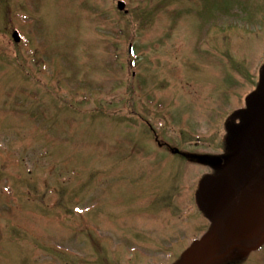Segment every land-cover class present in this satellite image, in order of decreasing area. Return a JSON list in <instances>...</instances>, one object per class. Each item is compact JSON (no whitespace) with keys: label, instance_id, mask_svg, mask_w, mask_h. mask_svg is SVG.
Returning a JSON list of instances; mask_svg holds the SVG:
<instances>
[{"label":"rangeland","instance_id":"obj_1","mask_svg":"<svg viewBox=\"0 0 264 264\" xmlns=\"http://www.w3.org/2000/svg\"><path fill=\"white\" fill-rule=\"evenodd\" d=\"M117 1L0 0V264H173L219 227L198 184L258 80L264 0Z\"/></svg>","mask_w":264,"mask_h":264},{"label":"flooded vegetation","instance_id":"obj_2","mask_svg":"<svg viewBox=\"0 0 264 264\" xmlns=\"http://www.w3.org/2000/svg\"><path fill=\"white\" fill-rule=\"evenodd\" d=\"M256 76L258 80L254 89L243 96V103L239 107H235L231 112L229 109L218 110L220 113H229L224 114L222 122V147L216 154L207 155V162H204L207 171L202 177L226 176L235 190V197L229 207L215 215L212 221L219 226V255L232 249L224 258L213 262L209 259L201 264H239L243 258L244 261L247 260L251 253L264 249V67L258 71L256 69L254 77ZM252 96L256 100L261 99V116L258 119L262 118L263 126L256 130L257 133L252 130L250 124L248 100ZM215 114L213 118L221 117L217 112ZM174 150L185 159L194 160V157H199L198 153ZM230 215L231 220L237 217L240 224L237 223L233 235H225L220 228L223 227L222 222L228 220ZM261 240V245L252 250Z\"/></svg>","mask_w":264,"mask_h":264},{"label":"water","instance_id":"obj_3","mask_svg":"<svg viewBox=\"0 0 264 264\" xmlns=\"http://www.w3.org/2000/svg\"><path fill=\"white\" fill-rule=\"evenodd\" d=\"M117 8L119 10H124V12L127 11L125 10V3L123 1L117 2ZM12 37L15 42L20 41V36L17 31L12 33ZM248 105L251 116V128L254 132H256L258 128L263 126L262 118L259 120V117L256 118L255 115L256 110L261 109V99L259 98L256 100V98L252 96L248 100ZM199 195L208 212L219 215L229 207V204L235 197V190L226 176H206L199 183ZM262 242L263 240H261L257 246L252 248V250H255L258 246H260ZM220 249V240L216 231L210 230L201 239H199V241H194L190 248L184 252L182 262L183 264H201L209 259L210 262H213L218 258L221 259L225 257L232 248L222 254L220 253L219 255ZM210 262L208 264H210Z\"/></svg>","mask_w":264,"mask_h":264},{"label":"bare ground","instance_id":"obj_4","mask_svg":"<svg viewBox=\"0 0 264 264\" xmlns=\"http://www.w3.org/2000/svg\"><path fill=\"white\" fill-rule=\"evenodd\" d=\"M261 67H264V63L261 64ZM252 114H253V113H252ZM253 115H254V114H253ZM255 115H256V118L259 117V116H261V111L256 110ZM250 118H251V117H250Z\"/></svg>","mask_w":264,"mask_h":264},{"label":"trees","instance_id":"obj_5","mask_svg":"<svg viewBox=\"0 0 264 264\" xmlns=\"http://www.w3.org/2000/svg\"><path fill=\"white\" fill-rule=\"evenodd\" d=\"M207 2H208V4L210 3L209 0H208ZM208 4H205V6H206V11L209 10L210 7L212 6L211 4H209V5H208Z\"/></svg>","mask_w":264,"mask_h":264}]
</instances>
